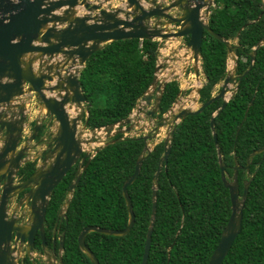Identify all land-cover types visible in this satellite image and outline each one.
Wrapping results in <instances>:
<instances>
[{"label":"trees","instance_id":"obj_1","mask_svg":"<svg viewBox=\"0 0 264 264\" xmlns=\"http://www.w3.org/2000/svg\"><path fill=\"white\" fill-rule=\"evenodd\" d=\"M214 1L216 7L208 17V25L220 37L236 39L239 46L235 51V73L241 75L249 67L255 43L264 36V12L256 20L263 11V2ZM227 56L224 42L204 32L200 103L212 96L214 86L226 76ZM157 58L158 42L152 39L115 40L93 52L79 76L85 96L86 128L94 130L127 118L150 87ZM179 93L177 81L165 84L158 116L171 107ZM221 103V99L215 100L201 112L183 117L171 134L167 163L156 182V211L147 264L208 263L231 210L219 156L227 178H231L233 166H244L247 156L264 144V43L257 48L252 67L237 84L225 108L213 120L216 144L210 119ZM143 147L142 136L119 133L95 149L64 211L67 221L58 224L59 234L65 235L62 264H92L77 243L86 225L125 228L128 212L121 187L133 173ZM163 151L162 141L155 144L144 157L138 177L127 187L135 216L130 231L124 236L95 231L85 236V244L99 264H141L152 210L153 174ZM85 163L86 160L82 165ZM34 169L35 162L25 163L18 178L25 180ZM74 169L51 192L44 220L48 244L55 219L68 198ZM248 179L241 229L221 264H264V153L250 159L249 175L238 169L240 194ZM35 246L40 247L39 236Z\"/></svg>","mask_w":264,"mask_h":264},{"label":"water","instance_id":"obj_2","mask_svg":"<svg viewBox=\"0 0 264 264\" xmlns=\"http://www.w3.org/2000/svg\"><path fill=\"white\" fill-rule=\"evenodd\" d=\"M128 8H133L135 13L125 12L123 17L117 16L114 9L109 11L100 8L101 4L88 2L86 0H0V264H16V255L26 245V251L30 252L34 246L35 236L38 234L41 240L42 248L45 249V232L44 220L46 208L55 186L62 180L71 166L78 160L80 154L83 153L75 172V179L69 184V195L63 207L60 209L59 217L62 220L64 211L73 190L80 180L81 172L88 165L91 156L82 148V142L78 139V122L82 117V113L78 117L76 113L78 108L81 109L85 103V96L82 93L79 76L85 65L87 58L95 51L103 48L106 44L121 39L137 38V39H154V38H172L188 36L186 47L192 52L194 62L198 61L201 52V44L203 33L208 32L210 35L224 42L227 47V54L233 52L236 54L237 45L231 46L227 39L220 37L208 25L207 20L201 18L202 13H209V6L213 0H177L170 3L167 7L152 1L154 7L145 9L140 0H126ZM179 6L181 8L180 16L173 17L166 13V10ZM83 6L87 11L86 14L70 18V10ZM98 10L96 15L91 12ZM204 10V12H203ZM263 11L257 16L260 18ZM162 18L166 20L164 27L169 23L180 22L177 31H167L158 29L159 22L156 21L153 29H148L145 21L148 18ZM44 28V30H42ZM264 43V36L257 41L250 54L249 67L241 74L231 76L226 73L222 81V85L215 95L201 103L200 106L189 111L182 109L175 115L172 120L162 115L155 127L154 134L157 136L162 126L170 123L171 131L176 124L185 116L193 115L201 112L206 106L221 99L220 107L213 113L210 119V126L213 131L214 142H216V134L214 132L213 120L226 106L229 98H226L229 83L240 82L242 77L250 70L254 62L255 53L258 47ZM42 54L49 57L61 54L67 64L63 63L67 69L64 75L56 73L55 87H47V82L53 81L51 74L52 69H59V64L49 65L48 74H35L32 69V60H24L27 54ZM65 67H63L64 69ZM161 69V65L155 66V73L151 86L141 96L140 100L146 105L150 103L152 93L160 92L154 99V105L148 115L152 116L157 113L161 92L166 82H159L157 73ZM195 74L199 71L194 66ZM27 87V89H25ZM26 90V91H25ZM59 90L57 95H49L48 92ZM197 93L199 88H197ZM33 92L36 99L46 109L47 114L54 118L58 125V132L54 135L53 149L51 155H45L41 167L37 168L25 180L14 183V176L17 174L20 166L25 163L26 154L30 151V143L36 137L41 124L36 121L30 133L24 137V126L27 122L28 103H26L27 93ZM16 98V99H14ZM14 100V102H12ZM17 100V102H15ZM252 102V101H251ZM81 107V108H80ZM141 108L138 105L137 112ZM75 114L71 116V114ZM126 125V126H125ZM125 126L123 129L122 127ZM132 127L129 117L117 123H112L104 127H98L97 132L103 130L106 137H112L116 134L128 132ZM22 138L24 140L21 142ZM144 147L141 155L136 160L133 173L123 182L121 187L122 196L125 200L128 212V222L123 229H108L95 225H86L77 236L78 247L86 254L92 264H99L96 256L85 244V236L91 232H99L105 235L124 236L134 224V212L131 199L127 192V187L133 183L140 173L141 163L146 155L151 151L148 146V136H144ZM40 141H37L39 144ZM164 151L158 161V166L153 174V181L156 180L161 171L162 165H166L168 155L170 153V141L163 140ZM219 153V151H218ZM258 153H264V144L262 147L252 151L246 159L243 167L235 164L233 166V175L231 179H227L225 175V165L219 156V167L221 179L224 187L228 189L231 210L227 222L220 234L218 243L212 251L207 264H221L223 258L227 255L231 245L236 239L240 229L243 215V207L248 192L250 179L243 182V189L240 194L237 171L243 169L249 174L250 159ZM86 159V163L81 167V163ZM253 177V174L250 178ZM23 198L19 200L22 204L23 200L27 204L29 220L27 224L20 222L22 216L9 215V202L15 199L21 193L25 192ZM156 189L152 190V210L150 223L146 232L144 249L141 264H147V258L151 245V233L154 225L156 201ZM13 236V238H12ZM64 233L58 237V251L63 250ZM11 240L14 245H11ZM55 251V242L52 245ZM59 263L62 264L61 254L59 255Z\"/></svg>","mask_w":264,"mask_h":264},{"label":"rangeland","instance_id":"obj_3","mask_svg":"<svg viewBox=\"0 0 264 264\" xmlns=\"http://www.w3.org/2000/svg\"><path fill=\"white\" fill-rule=\"evenodd\" d=\"M88 2L96 3V4H101L102 6L100 8H105L109 11H112L113 9L118 12L117 16L123 17L124 13L126 12H131L135 13L133 8H128V4L126 0H86ZM152 1H155V3L162 5L163 7H166L168 4L174 2L175 0H140L142 3L143 7L145 9L154 7L155 5L152 4ZM177 1V0H176ZM209 0H207L208 2ZM213 5V3H212ZM178 6V5H177ZM172 11L173 13L166 11L173 17H177L176 14L181 13V8L178 6V9L175 8ZM204 12V10H203ZM87 11L83 8V6H77L73 9L70 10V18H74L77 16H81L86 14ZM98 10L92 11L91 14L97 15ZM202 18L207 20V16H205V12L202 13ZM159 22V27L154 26L155 22ZM166 23L165 20H163L161 17L158 19H154L152 17L148 18L145 21V25L148 27V29H153L154 27L158 29H164L167 31H173L177 29L175 27V23L169 25V23L164 27V24ZM248 24V23H247ZM246 24V25H247ZM245 25V26H246ZM153 40H156L158 42V61L157 64L161 65V69L158 71L157 76H158V81L163 83V82H169L172 80H175L179 83V89L180 93L177 95L174 103L171 105L169 108L168 112H165L163 115L167 116L170 121L172 120L173 115L181 111L182 109H186L189 111H193L197 109L200 106V102L198 101V93H197V88L201 87L204 83V75L202 72L201 68V60L200 56L198 57V61L194 62L193 57H192V52L190 51L189 48L186 47V38H179V37H172V38H154ZM234 40V39H233ZM229 40L230 45L234 46L236 45V41ZM252 53V52H251ZM236 59L237 56L231 52L228 54L227 58V69L226 73H230L231 76L238 75L235 73V66H236ZM24 60H32V69L35 72V74H48L51 71V74L53 76V81L52 82H47L48 84L47 87H55V81H57L55 74L56 73H61L64 75V70L67 69L66 66H63L66 63V60L63 58L61 54L54 55L53 57H49L47 55H42V54H27L24 56ZM52 64L53 66L59 64V69H52L48 71L49 65ZM194 66H197V69L199 71V74L196 75L194 71ZM63 67H65L63 69ZM222 81H219L213 88L212 95H215L218 93ZM151 86V85H150ZM237 85L236 82H231L229 83V88L228 92L226 94V98L228 99L231 97L232 93L235 91ZM27 89V87L25 88ZM26 91V90H25ZM57 93H60L59 90H50L48 94L51 95H57ZM160 92L154 91L152 93V102L154 101L155 97L159 95ZM27 97L26 103H28V110H36L38 111L39 108L42 113H44L47 117L50 115L47 114L46 109L42 106L41 102L36 99V95L33 92L27 93L26 96L22 97L23 99ZM141 103V102H140ZM143 104V115L137 116L139 118H136L137 125L134 124L133 122V127L131 130L128 132H123L124 136H138V135H144L148 136V146L150 149L152 147L160 142L163 141L164 139H168L170 141V131H171V126L170 123L162 126L159 130V133L157 136H153L154 134V129L158 124L159 118L162 116H155L154 115L150 116L148 115V112L150 111L151 108ZM139 105V102H138ZM85 104L82 106L81 109L78 108V112L75 114H71V116L78 117L81 115L82 111H86V108L84 107ZM137 107V106H136ZM136 107L133 109L132 114L135 113ZM32 113V111H31ZM40 113V112H39ZM159 114V110L157 112ZM52 117V116H50ZM48 119L46 120V123H48ZM80 121L78 122V133L79 135V140L82 142V148L85 152H89L90 150L95 151L97 147H102L104 146L105 143L110 141L111 137H106V134L103 130L97 132L96 130H89L85 128V119H79ZM140 120L143 121V123L138 124ZM50 122L49 124H51ZM31 128V125H30ZM175 128V127H174ZM124 129V128H123ZM174 130V129H173ZM172 130V131H173ZM51 138V133L48 136ZM90 153V152H89ZM43 154L41 156H38L37 159H35L38 163V161L42 160ZM41 165V164H40ZM251 176V175H250ZM229 179H231L229 177ZM47 254L49 255V258L45 257L47 261H49V264H59V255H62V252L59 253V251L55 250L53 252L52 248L51 249H46ZM40 260V264H45V260H42L41 256L37 255ZM62 257V256H61Z\"/></svg>","mask_w":264,"mask_h":264},{"label":"flooded vegetation","instance_id":"obj_4","mask_svg":"<svg viewBox=\"0 0 264 264\" xmlns=\"http://www.w3.org/2000/svg\"><path fill=\"white\" fill-rule=\"evenodd\" d=\"M176 1V0H175ZM174 1V2H175ZM262 2H263V5H262V8H263V12H264V0H261ZM169 5V4H168ZM167 5V6H168ZM166 6V7H167ZM216 7V3H215V1L213 0V5L212 4H210V6H209V8H208V10H209V13L207 14V15H205V16H207V19H208V17L210 16V14H211V12L213 11V9ZM175 8H177L178 9V6H176V7H172V8H169V9H167L166 11H168V12H171V13H173L174 11H172L173 9H175ZM167 13V12H166ZM169 14V13H168ZM181 14H182V12H181ZM170 15V14H169ZM172 16V15H171ZM176 16H180V14L178 13V15L176 14ZM165 20V19H164ZM166 21V20H165ZM172 24L173 23H170L169 25H171L172 26ZM209 24V23H208ZM175 27H177V29L179 28V26H180V22H177V23H175V25H174ZM176 29V30H177ZM183 38H186V42H187V38H188V36L186 37V36H184ZM237 46H239L238 44H236ZM236 55V54H235ZM251 61V60H250ZM235 92V91H234ZM233 92V93H234ZM232 93V94H233ZM162 94V93H161ZM232 96V95H231ZM169 110V109H168ZM168 110L166 111V112H168ZM44 155V154H43ZM83 156V154H81L80 155V157L78 158L79 159V161H80V159H81V157ZM77 165H78V163L77 162H75L74 163V165H72L71 166V168H75L74 169V173L76 172V170H77ZM70 168V169H71ZM67 174V173H66ZM74 179H75V174H74ZM73 179V180H74ZM0 190H1V188H0ZM22 194L23 193H21L18 197H17V199L15 200V204H14V206L12 207V209H10V215H17L18 217L19 216H22V219L20 220V222L22 223H25V221H26V218H27V215L25 214V212H26V210H27V208H26V206L24 205V204H19L17 201H18V199L22 196ZM61 221H67V218L65 219V218H62V220L60 219V217H58L57 219H55V222H54V224H53V227H52V238H51V243L50 244H48L47 242H46V239H45V242H46V245H45V247H46V249H51L52 248V245H53V242H55V250H57L56 249V241H57V243H58V237H60L61 235H62V233L61 234H59V231H60V226L58 225L59 224V222H61ZM45 222V221H44ZM39 235L37 234L36 236H35V238L36 237H38ZM12 238H13V236H12ZM39 241H40V247L39 248H37L36 246H35V239H34V246H33V248L31 249V251L30 252H27L26 251V245H25V243L23 244V249H21V252H18L17 253V255H16V260H15V263L16 264H27L26 263V261H28V264H40V262L38 261V260H40L38 257H36L37 255H39V256H41V258H42V260H45V264H49L48 262L49 261H47V259H45V257H47V258H49V255L47 254V250H45V249H43L42 248V245H41V240H40V237H39ZM13 241L11 240V245H14V243H12ZM50 259V258H49ZM51 260V259H50ZM58 263H59V261H58ZM60 264V263H59Z\"/></svg>","mask_w":264,"mask_h":264},{"label":"crops","instance_id":"obj_5","mask_svg":"<svg viewBox=\"0 0 264 264\" xmlns=\"http://www.w3.org/2000/svg\"><path fill=\"white\" fill-rule=\"evenodd\" d=\"M233 41H236V39H234ZM16 99V98H14ZM14 102V100L12 101ZM15 102H17V100H15ZM140 102V101H139ZM85 107V106H84ZM32 111V113H31ZM29 110L28 114H27V122L24 126V133L25 135H28L33 127V124L36 122V121H39L41 124V128L39 129V137L37 138L36 141H34V143H30V146H31V149L30 151H28V154H26V159H27V156L30 158V159H37L38 155L40 153H42L44 151V149H46L51 141L54 139V135H56V133L58 132V125L56 123V121H54V118L53 117H47L44 113L41 112L40 108L38 111H34V110ZM40 112V113H39ZM83 112V111H82ZM73 114V113H72ZM86 111H84L82 113V119H85L86 117ZM137 113L135 111V113H131L130 114V118L132 120V122L135 123V125L137 124V121H136V118L137 117ZM48 119V123L52 122L49 126V129H46V126L48 123H46V120ZM141 124L143 123V121L140 122ZM139 123V124H140ZM30 125H31V128H30ZM51 133V138H49V134ZM37 141H40L39 144H37ZM91 151V150H90ZM43 161V159H42ZM14 202L15 200L12 199L10 200L9 204H10V209H12V207L14 206Z\"/></svg>","mask_w":264,"mask_h":264},{"label":"clouds","instance_id":"obj_6","mask_svg":"<svg viewBox=\"0 0 264 264\" xmlns=\"http://www.w3.org/2000/svg\"><path fill=\"white\" fill-rule=\"evenodd\" d=\"M173 31H177L176 29L175 30H173ZM187 37V36H186ZM179 38H181V37H179ZM162 39V38H161ZM153 40V39H152ZM187 41H188V38H187ZM229 41V40H228ZM187 44V43H186ZM232 46V45H231ZM227 58H228V56H227ZM226 64H227V62H226ZM167 83V82H166ZM199 89H200V87H199ZM199 93V92H198ZM198 98H199V96H198ZM141 103H140V102ZM139 105H140V108H141V111L140 112H137V108H138V103H137V107H136V113H137V115L138 116H140V115H143V111H144V109H143V104H142V102H144V101H141L140 99H139ZM85 104V103H84ZM144 105H146V103L144 102ZM153 105H154V101L152 102V99L150 100V103L148 104V105H146V106H148L149 108H153ZM151 109H150V111H151ZM133 111V110H132ZM83 112H84V110H83ZM158 112V111H157ZM87 113V112H86ZM132 113V112H131ZM164 114V113H163ZM163 114H161V115H163ZM87 115V114H86ZM160 115V116H161ZM130 116V115H129ZM128 116V117H129ZM155 116H157L158 117V113H156L153 117H155ZM159 116V117H160ZM130 118V117H129ZM139 118V117H138ZM131 119V118H130ZM142 120H140V122H141ZM139 122V123H140ZM131 123H132V127H133V122H132V120H131ZM138 123V124H139ZM135 124V123H134ZM34 125V124H33ZM84 125H85V123H84ZM137 125V124H136ZM49 126H50V124L48 123L47 124V126H46V129H49ZM126 126V125H125ZM125 126H123L122 128H125ZM131 127V128H132ZM85 128H86V125H85ZM102 128V127H101ZM87 129V128H86ZM95 130V129H94ZM131 130V129H130ZM78 131V130H77ZM121 134V133H120ZM24 135V137H26L27 135H25V133L23 134ZM39 135V132L36 134V137H35V139L33 140V143H34V141H36L37 140V138L39 137L38 136ZM138 136H142V137H144V135H138ZM24 140V138H22V140H21V142ZM145 140V139H144ZM145 142V141H144ZM161 142V141H160ZM163 142V141H162ZM159 143V142H158ZM157 144V143H156ZM164 146V145H163ZM262 147V146H261ZM97 148H99V147H97ZM153 148V147H152ZM52 149H53V143H50V145L46 148V149H44V151L42 152V153H40L38 156H41L42 154H44L43 155V157L47 154V155H51V151H52ZM152 150V149H151ZM90 152V153H89ZM88 152V156H93L94 155V153H95V151H89ZM84 152L82 151V153L81 154H83ZM80 154V155H81ZM163 155V154H162ZM43 157H42V159H43ZM86 160V159H85ZM27 162H35V169H34V171L37 169V168H39V166L41 167V165L40 164H42V160H40V161H38V163H37V161L35 160V159H30L28 156H27V160L25 161V163H27ZM77 163H79V159L76 161ZM24 163V164H25ZM83 163V162H82ZM82 163H81V167L83 166L82 165ZM24 164H22L21 166H20V168L24 165ZM238 165V164H237ZM163 166V165H162ZM241 167V166H240ZM243 167V166H242ZM19 168V169H20ZM162 168V167H161ZM226 169V168H225ZM19 171V170H18ZM33 173V172H32ZM247 173V172H246ZM31 175V174H30ZM226 175V174H225ZM249 175V174H248ZM251 177V176H250ZM226 178H227V176H226ZM227 179H229V178H227ZM21 181H23V180H20L19 178H18V172H17V174L14 176V183H19V182H21ZM156 182H157V180H156ZM1 182H0V188H1ZM153 188H155L156 189V184H155V182L153 181ZM153 188H152V190H153ZM26 193V191L25 192H23V194H22V196L18 199V201L17 202H19V200L20 199H22L23 198V196H24V194ZM18 197V196H17ZM17 197L14 199V200H16L17 199ZM155 197H156V194H155ZM12 200V199H11ZM14 204H15V202H14ZM22 204H24L25 206H26V208H27V204L25 203V200H23V202H22ZM8 210H9V213H10V204H9V208H8ZM25 214L27 215V217H29V215H28V208H27V210H26V212H25ZM10 215V214H9ZM23 223V222H22ZM23 224H27L26 222L25 223H23Z\"/></svg>","mask_w":264,"mask_h":264},{"label":"bare ground","instance_id":"obj_7","mask_svg":"<svg viewBox=\"0 0 264 264\" xmlns=\"http://www.w3.org/2000/svg\"><path fill=\"white\" fill-rule=\"evenodd\" d=\"M201 18H202V15H201ZM202 19H203V18H202ZM203 20H206V19H203ZM207 21H208V19H207ZM44 28H45V27H43L42 30H44ZM202 40H203V39H202ZM164 86H165V85H164ZM164 86H163V88H164ZM162 92H163V89H162ZM162 92H161V93H162ZM160 100H161V98H160ZM158 110H159V108H158ZM165 112H166V111H165ZM165 112H164V113H165ZM108 138H109V137H108ZM105 144H106V143H105ZM105 144H104V145H105Z\"/></svg>","mask_w":264,"mask_h":264},{"label":"built area","instance_id":"obj_8","mask_svg":"<svg viewBox=\"0 0 264 264\" xmlns=\"http://www.w3.org/2000/svg\"><path fill=\"white\" fill-rule=\"evenodd\" d=\"M28 220H29V217L26 218V221L25 222L28 223Z\"/></svg>","mask_w":264,"mask_h":264}]
</instances>
